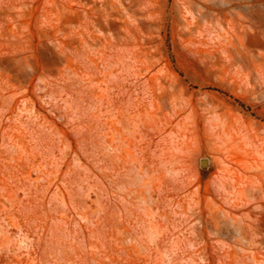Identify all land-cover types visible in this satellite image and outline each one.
I'll return each mask as SVG.
<instances>
[{"label": "rangeland", "instance_id": "374dc122", "mask_svg": "<svg viewBox=\"0 0 264 264\" xmlns=\"http://www.w3.org/2000/svg\"><path fill=\"white\" fill-rule=\"evenodd\" d=\"M0 264H264V0H0Z\"/></svg>", "mask_w": 264, "mask_h": 264}]
</instances>
